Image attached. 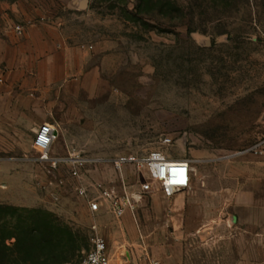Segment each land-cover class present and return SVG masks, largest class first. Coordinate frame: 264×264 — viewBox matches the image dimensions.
<instances>
[{
	"label": "rangeland",
	"instance_id": "obj_1",
	"mask_svg": "<svg viewBox=\"0 0 264 264\" xmlns=\"http://www.w3.org/2000/svg\"><path fill=\"white\" fill-rule=\"evenodd\" d=\"M32 24L59 32L92 69L93 84L54 93L60 109L37 107L38 122L63 119L52 150L97 162L80 167L84 184L111 183L122 156L192 160L196 193L169 205L146 196L138 224L166 228L184 264H235L250 237L237 239L224 223L232 186L220 179L264 176V0H0V29ZM34 137L0 131V264L80 262L117 219L91 212L71 162L42 164ZM134 169L126 165V176ZM178 210L181 233L166 227Z\"/></svg>",
	"mask_w": 264,
	"mask_h": 264
},
{
	"label": "crops",
	"instance_id": "obj_2",
	"mask_svg": "<svg viewBox=\"0 0 264 264\" xmlns=\"http://www.w3.org/2000/svg\"><path fill=\"white\" fill-rule=\"evenodd\" d=\"M58 35L59 32L52 27L37 24L24 27L21 35L12 28L0 29V79L3 80V83H0L2 134L19 135L32 131L35 136V132L43 123H49L59 133H64L62 118H50L51 122L40 118L38 122L35 114L37 107L48 101L46 105L51 110L60 109L61 104L56 102L54 93L56 96L62 90L76 88L77 84H93L90 79L92 76L90 60L85 52L63 44ZM60 151L56 146L52 153L60 157ZM229 167L226 166L227 169ZM194 175L188 190L176 194L171 199L159 193L157 195L166 199L164 202L169 205L176 203L174 199L176 196L182 197L188 191L196 193L199 187ZM226 178L222 177L220 180L231 181L232 188L228 191L229 199L225 202L227 210L222 214L223 221L235 232L237 239L250 237L246 245L237 246L235 264H264V176H257L254 173L244 175L238 171L234 178L229 176ZM185 215L183 210H178L172 220H167L166 227L172 223L177 227L174 232L181 233L182 224H177ZM212 219V213L206 211L204 229L208 228V222ZM117 222L116 225L99 230L108 244L111 242L113 249L110 247V250L115 255L117 263L150 264L149 258H152L158 260L160 264H184L183 245L176 239L170 241L164 231L166 228L158 233L150 232L143 226L138 229L129 212ZM204 229L201 231L209 233L213 227L211 226V230ZM112 232L115 235H112ZM123 248L126 249V253L122 252Z\"/></svg>",
	"mask_w": 264,
	"mask_h": 264
},
{
	"label": "built area",
	"instance_id": "obj_3",
	"mask_svg": "<svg viewBox=\"0 0 264 264\" xmlns=\"http://www.w3.org/2000/svg\"><path fill=\"white\" fill-rule=\"evenodd\" d=\"M15 32L23 34L24 28L16 26ZM0 83L3 80L0 79ZM58 130L49 123H43L35 132L33 148L42 164L56 168L58 164L71 162L73 177L82 180L80 167L91 164L97 165L92 159L53 157L52 148L58 138ZM134 166V177L126 176L124 167ZM116 177L111 183L95 180L84 184L83 180L78 190L88 201L89 209L93 213L110 214L121 220L129 212L140 228L137 220V210L142 200L153 194H161L167 199L188 190L191 187L192 176L195 173L193 161L189 159H171L162 152L152 151L141 156H122L114 160ZM141 238H143L141 236ZM90 253L80 262L65 264H126L117 263L111 253L107 240L96 235L92 238ZM150 264H160L158 260L149 258Z\"/></svg>",
	"mask_w": 264,
	"mask_h": 264
}]
</instances>
